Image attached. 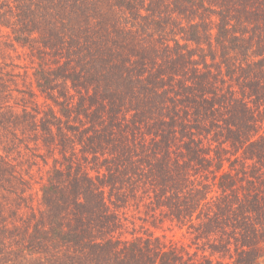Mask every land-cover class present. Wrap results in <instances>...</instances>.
I'll return each instance as SVG.
<instances>
[{
	"label": "trees",
	"instance_id": "1",
	"mask_svg": "<svg viewBox=\"0 0 264 264\" xmlns=\"http://www.w3.org/2000/svg\"><path fill=\"white\" fill-rule=\"evenodd\" d=\"M234 1L215 11L203 0H0V112L6 105L15 126L22 118L32 122L28 107L18 116L9 101L4 104L20 69L7 60L39 43L36 88L55 104L42 129L52 135L57 126L63 135V124H70L72 137L85 139L94 160L103 158L90 170L76 159L69 167L56 160L42 190L40 221L22 229L31 243L38 245L47 232L53 239L47 241L62 242L89 264H137L146 252V264H201L137 242L119 248L118 241L90 233L102 232L111 207L145 179L155 201L183 226L193 224L201 202L209 204V194L221 190L206 218L226 216L224 228L244 240L238 263L255 261L245 250L251 230L243 232L249 217L260 216V223L264 208V0L253 6ZM3 28L11 39L6 49ZM45 56L57 67L47 66ZM68 89L74 94L62 93ZM228 147L254 164V175L245 166L237 172L244 186L225 172ZM212 162L220 180L196 182ZM74 200V214L82 209L90 222L74 216V225L67 219L65 226L61 211ZM11 205L6 198L0 204Z\"/></svg>",
	"mask_w": 264,
	"mask_h": 264
},
{
	"label": "rangeland",
	"instance_id": "2",
	"mask_svg": "<svg viewBox=\"0 0 264 264\" xmlns=\"http://www.w3.org/2000/svg\"><path fill=\"white\" fill-rule=\"evenodd\" d=\"M203 1L207 7H212L215 11H220L224 4L228 5L235 2L234 0ZM254 1L256 0H247L245 4L253 6L255 4ZM242 4L243 1L238 3L240 7ZM258 4L261 5V2H258ZM244 7L249 11L252 9L251 7H246V5ZM224 10H227L226 7ZM109 12L111 11L109 10ZM3 32L2 43H4L6 49L5 45L11 44V39L6 38L8 29L3 28ZM35 46V50L19 48V57L13 53V59L7 60L10 65L13 61L19 64L20 69L16 70L19 75L15 79V83L11 85L10 91L7 92L12 93L9 94L4 104L9 101V104L14 106L13 112L17 111L16 114L18 116L23 115L26 112V107H28L32 115V122L34 120L37 121L36 126L35 124L31 126V121H27V118H22L19 122H14L19 125L15 126L12 125L14 118H11V111L6 105L0 112V204H2L4 198L7 199V203L15 204L5 209L0 206V264H82L84 259L85 264H89L92 262H89L84 256L80 257L78 253L73 252L69 246L62 242L58 240L47 241L49 239L53 240L47 232L42 233L44 237L38 245L31 243L29 237L23 235L24 231L22 229L24 226L27 225L28 227L32 220L40 221V212L43 210L42 190L48 184L49 178L54 175L56 160L69 167V164L71 165L70 160L74 161L73 159H76L81 165L87 166L90 170L92 166L98 163L95 161L98 160L101 163L100 160L103 159L99 155V158L94 160L90 150L85 148V139L80 140L74 135L72 137L70 124H63V135L57 129V126L52 127V135L46 134L42 129L41 121L45 112L55 106V104L51 100H47L46 95L36 88L33 73L34 68L41 62L38 59L41 56V51L38 49L39 43ZM190 46L192 47V44ZM7 52H9V48ZM45 58L48 60L46 62L47 66L50 68L57 67L52 59L48 56H45ZM11 68L8 67L7 69ZM7 80L9 81V79ZM33 91H35L36 95L32 98L31 93ZM62 93L74 94V91L73 89H68L62 90ZM62 100L60 99L61 102ZM57 110L59 109L57 108ZM41 112L42 114L40 115ZM77 124L90 126L88 122H77ZM72 142H74V146H72ZM228 149L229 152L224 155L229 159L225 163V172H229L234 177L237 186H244L246 183H240L238 179L242 174L237 172L241 171V167L245 166L244 169L247 173L254 175V171H252L254 164L249 161L248 163H243L244 158L247 157V155H243V151L237 152L236 150H231L230 147ZM85 158H88L87 162ZM212 164L208 165L206 170L201 169L202 173L197 178L194 177L196 182L197 180H206V182L212 183L213 180H220L222 173L219 172L215 162H212ZM230 164L232 166L231 172ZM59 166L60 164H58ZM91 174L92 176L96 175L94 171H91ZM135 183L137 191L125 193V197L122 200L119 199L120 201L115 203L114 208L111 207L109 210L110 214L107 212L109 219L102 232L99 230L94 232L92 229L90 233L93 232L96 237L104 236L108 239L112 238L116 242L118 241L117 246L119 248L126 249L133 242H137L141 248L145 249L146 245L151 250H157L158 252L163 250L174 251L176 255L182 256L184 259L191 256L197 263L201 262V264H240L238 263L240 258L238 251L244 250L242 245L243 238L241 239L242 241L235 239L233 232L228 233L230 228H227V230L224 228L223 221L226 216L214 221L206 218L209 211H215L217 202L215 198L220 193L223 194L221 190H219V193L213 191V193L209 194V204L201 202L204 205L202 214H198L201 209L196 211L193 217V224L186 223L183 226L171 216L167 208L161 207L155 201L153 187L149 181L144 179V181ZM230 193L228 192L227 194ZM29 206H33V210L29 209ZM75 209L74 200L72 206H65L61 211L65 226H68L67 219H72V224L74 225V216H79L80 219L90 222L88 212L80 209L74 214ZM260 209L262 212L260 223L256 221L260 216L253 215L249 217L251 218V224L245 227V232H243L245 236L251 230L249 236L252 240H246L249 247L245 248V250L250 249L254 253L255 261L252 264H264V208ZM32 211L34 217L29 219ZM113 214H116V216H113ZM11 223L13 226L10 225ZM28 244L32 245L29 246ZM146 254L149 255L148 252ZM146 254H142L139 259L140 262L137 264L147 263ZM98 263H101V259ZM118 263L117 261L112 262V264Z\"/></svg>",
	"mask_w": 264,
	"mask_h": 264
}]
</instances>
